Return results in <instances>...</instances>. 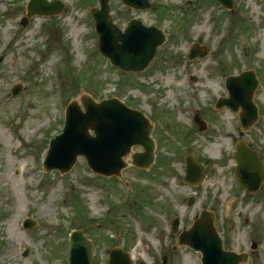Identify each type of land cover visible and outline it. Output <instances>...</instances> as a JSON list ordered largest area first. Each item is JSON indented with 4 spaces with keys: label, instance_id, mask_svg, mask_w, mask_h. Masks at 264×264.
Listing matches in <instances>:
<instances>
[{
    "label": "rangeland",
    "instance_id": "374dc122",
    "mask_svg": "<svg viewBox=\"0 0 264 264\" xmlns=\"http://www.w3.org/2000/svg\"><path fill=\"white\" fill-rule=\"evenodd\" d=\"M28 1L0 0V264H67L68 235L76 229L94 241V264H108L113 247L130 250L133 264H201L199 253L180 245L166 221L189 214L182 202L193 191L179 178L143 174L133 165L119 177L99 178L83 156L64 174L56 169L44 174L42 163L50 139L62 130L65 107L83 93L97 100L116 96L160 118L163 132L178 138L156 135L158 160H172L166 169L183 173L187 152L197 158L229 152L235 122L238 140L264 159V0H235L233 10L218 0H151L156 10H135L110 0L119 27L139 18L169 34L148 68L129 75L98 50L88 6H99V0H61L62 13L33 15L23 27L19 22ZM196 42L209 51L189 60ZM248 69L260 78L255 101L261 117L254 129L240 134L239 116L217 109L214 101L226 93L221 77ZM17 83L22 89L13 95ZM202 108L206 111L200 113ZM196 114L209 120L215 137L199 132ZM256 193L247 200L240 188L237 194H225L228 203L239 202L237 209L229 205L220 210L224 227L219 224V230L225 228L230 248L245 247L246 217L247 226L258 230L264 186ZM27 217L36 221L31 229L22 225ZM235 217L237 225H232ZM262 231L264 235V226ZM260 259L264 264V241Z\"/></svg>",
    "mask_w": 264,
    "mask_h": 264
},
{
    "label": "water",
    "instance_id": "95a60500",
    "mask_svg": "<svg viewBox=\"0 0 264 264\" xmlns=\"http://www.w3.org/2000/svg\"><path fill=\"white\" fill-rule=\"evenodd\" d=\"M129 6L142 8L150 6L148 0H124ZM227 7H233V0H221ZM101 7L93 8V16L99 35L100 51L110 57L113 63L126 70H143L155 56L158 45L165 40V35L155 26H145L140 20L134 19L123 32L113 23L110 15L109 0H100ZM63 5L58 1L31 0L28 15L23 19L26 24L28 17L38 14L60 12ZM207 49L194 45L191 57L196 54L204 56ZM257 86L254 72L245 71L239 76L229 79L230 98L222 100L234 108L242 107L241 121L248 128L258 116L253 102V93ZM21 85L14 88L18 94ZM80 103L69 104L63 133L57 135L50 143L46 159L47 168L58 167L68 171L75 163L77 156L84 155L91 168L104 175L120 174L126 166L125 156L133 145L141 144L145 151L133 154V163L147 167L154 157L155 144L150 136L152 127L148 119L139 111L127 107L117 98L97 102L88 94L81 96ZM94 131V135L91 134ZM239 161V180L249 189L256 190L264 181V169L255 151L243 144L237 153ZM198 169L189 160L188 178L198 175ZM27 226H32L30 220ZM181 243H189L204 252L205 264H238L239 257L222 251L221 240L216 235L211 220L202 216L194 227L181 235ZM70 264H92V244L81 230L72 233L70 241ZM109 264H131L125 254L113 250Z\"/></svg>",
    "mask_w": 264,
    "mask_h": 264
},
{
    "label": "flooded vegetation",
    "instance_id": "af4514ba",
    "mask_svg": "<svg viewBox=\"0 0 264 264\" xmlns=\"http://www.w3.org/2000/svg\"><path fill=\"white\" fill-rule=\"evenodd\" d=\"M225 77H223L224 80ZM203 111H206V108L203 109ZM202 111V112H203ZM201 115V114H200ZM202 116V117H201ZM201 122L202 125L198 126L199 132L201 134H205L209 131L211 137H215L216 130H211L209 120L205 118L203 115H201ZM236 130H237V124L235 122V147L231 149L229 152L222 151L221 156H211V155H199L198 161L203 165V174L201 176L200 184L198 186V199L199 203L196 206L197 209L194 208L191 213L187 214L184 213L182 218L179 217H172L169 221L170 225L172 222L175 221V218L179 219V225L177 227L176 231H173V235L178 234L188 229L193 222L200 216V214L204 211L207 214H211L213 216V222L215 225L216 230L219 229L220 225V219H222V214L220 212L221 209L227 208L229 205H233V208L235 209V206L237 205V202L228 203L225 199L227 198L225 194L231 195V193L237 194L238 188H242L244 192L246 193V189L242 187L237 180V159H236ZM155 135H157V127L155 125L154 128ZM157 132V133H156ZM159 134V133H158ZM161 135V134H159ZM158 136V135H157ZM157 146L159 145V138L157 137ZM251 148L253 147L251 144H248ZM261 157V156H260ZM158 158L159 154L157 153V162L155 163V167L158 165ZM168 157H165L162 161V167L166 169V167L170 166V163L172 162L171 159H166ZM262 158V157H261ZM264 161V159L262 158ZM223 185V186H222ZM264 185L260 187L262 189ZM223 187L225 188V191L223 192ZM233 190V191H232ZM248 193V192H247ZM248 193L249 196L257 195ZM196 199V197H195ZM196 203V202H195ZM195 205V204H194ZM232 219V225L234 223ZM187 221V223H185ZM219 222V223H218ZM245 222L248 223L249 219L246 218ZM172 229V227H171ZM219 231V230H218ZM220 232V231H219ZM224 244L226 246V237L224 236ZM260 244L259 242H256V247H258ZM226 249L232 250L233 248H230L229 246H226ZM247 256L249 258V262L243 263V264H251L253 263V253L249 249L247 250Z\"/></svg>",
    "mask_w": 264,
    "mask_h": 264
},
{
    "label": "bare ground",
    "instance_id": "6f19581e",
    "mask_svg": "<svg viewBox=\"0 0 264 264\" xmlns=\"http://www.w3.org/2000/svg\"><path fill=\"white\" fill-rule=\"evenodd\" d=\"M16 230H18V227L16 226Z\"/></svg>",
    "mask_w": 264,
    "mask_h": 264
}]
</instances>
